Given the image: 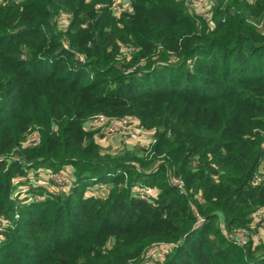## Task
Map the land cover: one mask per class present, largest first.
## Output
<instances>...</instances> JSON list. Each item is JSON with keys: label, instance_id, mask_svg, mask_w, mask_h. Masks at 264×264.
Here are the masks:
<instances>
[{"label": "trees", "instance_id": "1", "mask_svg": "<svg viewBox=\"0 0 264 264\" xmlns=\"http://www.w3.org/2000/svg\"><path fill=\"white\" fill-rule=\"evenodd\" d=\"M113 4L0 0V264H146L159 247L155 264H264V236L236 238L264 210V0H210L208 17ZM98 115L155 142L104 148ZM47 170L68 190L36 186Z\"/></svg>", "mask_w": 264, "mask_h": 264}, {"label": "built area", "instance_id": "2", "mask_svg": "<svg viewBox=\"0 0 264 264\" xmlns=\"http://www.w3.org/2000/svg\"><path fill=\"white\" fill-rule=\"evenodd\" d=\"M6 1H13V0H6ZM193 4L191 7L194 9L197 6H200L201 8H206L208 7L207 5L209 4L210 0H192ZM113 10L116 13H121L125 10H130V0H114L113 4ZM87 128L89 130H98L100 128L103 129L104 135L110 136V137H121L123 139H129V140H134L138 141L137 134L138 132H143L141 129L140 123L132 118H121V119H115V118H109L104 115H98L93 118H91L87 122ZM150 135V134H148ZM151 136V135H150ZM30 142H36L38 139L33 136L30 137L29 139ZM140 141V140H139ZM155 141L150 139V143H154ZM148 143V145L150 144ZM47 176H50V174H53L52 171L47 170V171H42ZM59 176L61 174H58ZM51 177V176H50ZM60 178V177H58ZM258 181H260V178H257ZM70 179L67 176V178L63 179V182H56L60 187L61 186H66L70 185ZM175 183L179 184L178 180L174 181ZM140 193V197L143 200H148L150 197H153L155 194V191L152 189H147V188H142L138 190ZM26 191H19L17 194L22 193L24 194ZM32 198L27 199V202H31ZM254 219H259L258 222L263 221L264 222V210L258 212L255 216ZM203 223V219L199 218L196 226H200ZM259 235V233H258ZM255 238V237H253ZM239 243L240 241L237 240ZM241 244V243H240Z\"/></svg>", "mask_w": 264, "mask_h": 264}, {"label": "rangeland", "instance_id": "3", "mask_svg": "<svg viewBox=\"0 0 264 264\" xmlns=\"http://www.w3.org/2000/svg\"><path fill=\"white\" fill-rule=\"evenodd\" d=\"M194 9L196 10L195 11L196 14L201 15V16H204V17H208V15L210 13V7L209 6L206 7V8H203V7L201 8L200 6H197ZM64 25H65L64 20H62L60 22L59 30L62 31L63 29H65L64 28ZM137 135H138L137 136L138 141H134V140L132 141V140H129V139H126L125 140V139H123L121 137H117V136L110 137V136H107V135H104L103 134L101 145L104 148H112V149H113V147H114V145L116 143H118L117 144L118 147H119V145L122 144L123 146L125 145L129 149H134V148H139V147H140V149L146 148V146L148 145V143H150L151 136L148 135L147 133H144V132H138ZM113 138H116L119 142L116 141L115 144H114L113 143ZM113 150H115V149H113ZM263 170H264V168H263ZM32 173L33 174H31L30 176L37 174V173H34V172H32ZM52 173L53 174H50V176H51L50 177V176L45 175L41 171L39 173L40 174L39 176H37V177L34 176V178H33V181L34 182L33 183H35L36 186L37 185L40 186V184L41 185L48 186V190L49 191H53V192H57L59 190L63 191L64 189L65 190L66 189L68 190V186H70L69 184L66 185V186H61L60 187L59 186L60 184L58 183L59 184L58 185L56 182H58V181L59 182H61V181L63 182V179L67 178V175H68L69 171L68 170H65V171L61 172V175L60 176L58 174L54 173L53 171H52ZM58 177H60V178H58ZM24 182H27V181H24ZM71 182L72 181H70V183ZM19 191H27V190H26L25 187L22 186V187H20ZM91 193H93V192H91L89 190L88 193H87V196L91 195ZM21 195H23V194L21 193ZM255 221L256 222L253 224V227H252V230L251 231H241L236 236V238H238V240L240 241L241 244H243V245L246 244L247 245V243H248L247 242V238H249V237H252V238L255 237L253 239H254V241L257 242V241H259L258 239H260L261 237L264 236V228H259L258 230H256V223H259L258 222L259 219H256ZM2 223H4V222H1L0 221V224H2ZM258 233H259V235H258ZM166 250H167L166 248L159 247L157 249V251H155L156 253L152 251V254H151V256H149V260H148V262L146 264H155L159 259H161L163 257V254L165 253ZM154 255H155V257H154Z\"/></svg>", "mask_w": 264, "mask_h": 264}, {"label": "crops", "instance_id": "4", "mask_svg": "<svg viewBox=\"0 0 264 264\" xmlns=\"http://www.w3.org/2000/svg\"><path fill=\"white\" fill-rule=\"evenodd\" d=\"M116 141H118L116 138H113V143L115 144V142ZM119 142V141H118ZM118 143H116L115 145H114V147H113V149H117V148H120V147H122L123 145L121 144V145H119V147H118V145H117ZM124 147H126L125 145H124Z\"/></svg>", "mask_w": 264, "mask_h": 264}]
</instances>
